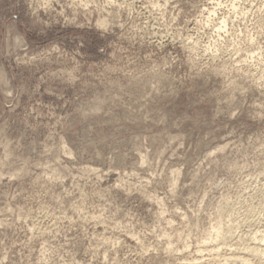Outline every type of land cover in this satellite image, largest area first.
Wrapping results in <instances>:
<instances>
[{
    "label": "rangeland",
    "instance_id": "rangeland-1",
    "mask_svg": "<svg viewBox=\"0 0 264 264\" xmlns=\"http://www.w3.org/2000/svg\"><path fill=\"white\" fill-rule=\"evenodd\" d=\"M263 237L264 0H0V264Z\"/></svg>",
    "mask_w": 264,
    "mask_h": 264
},
{
    "label": "bare ground",
    "instance_id": "bare-ground-1",
    "mask_svg": "<svg viewBox=\"0 0 264 264\" xmlns=\"http://www.w3.org/2000/svg\"><path fill=\"white\" fill-rule=\"evenodd\" d=\"M223 21V20H222ZM261 228V227H260ZM253 233V232H252ZM221 234V233H220ZM222 236V235H221ZM224 237V236H223ZM264 238V237H263ZM252 240V239H251ZM261 240V239H260ZM259 240V241H260ZM257 242V243H252V245H246L245 247L246 248H244L246 251H248V254H252V255H257L258 254V251H259V249H260V245H261V243L260 242ZM262 241H263V239H262ZM254 242V241H253ZM245 245V244H244ZM218 246V245H217ZM262 247H264V246H262ZM240 249V248H239ZM243 249V250H244ZM245 250H244V252L243 253H245ZM247 254V255H248ZM259 255V254H258ZM214 256V255H213ZM258 257V256H257ZM216 258V257H215ZM183 259V258H182ZM195 260H197V259H195ZM213 260V259H212ZM239 260H241L242 261V264L244 263V264H252L251 262L252 261H250L249 260V258H245V257H241ZM261 260V259H260ZM220 261V260H219ZM258 261V260H257ZM263 261V260H262ZM226 262V261H225ZM260 262V261H259ZM264 262V261H263ZM207 263H208V261H207ZM206 264V263H205ZM215 264V263H214ZM260 264V263H259Z\"/></svg>",
    "mask_w": 264,
    "mask_h": 264
}]
</instances>
